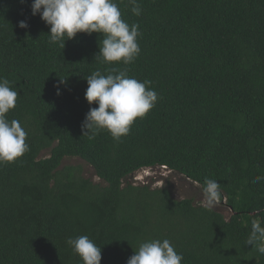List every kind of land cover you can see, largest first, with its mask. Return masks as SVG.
<instances>
[{"label":"trees","instance_id":"16d2710c","mask_svg":"<svg viewBox=\"0 0 264 264\" xmlns=\"http://www.w3.org/2000/svg\"><path fill=\"white\" fill-rule=\"evenodd\" d=\"M114 2L140 26L141 51L127 66L95 59L98 33L49 45L33 0H0V78L18 92L7 118L29 145L0 164V264H82L66 243L80 235L101 247L100 264H127L140 242L165 238L182 264H264L245 244L253 213L264 215V180L252 183L264 177V0H138L140 16ZM113 66L150 80L159 99L119 141L106 131L89 139L81 125L97 105L84 99L85 78ZM155 168L201 191L216 180L222 197L209 209L127 181Z\"/></svg>","mask_w":264,"mask_h":264},{"label":"clouds","instance_id":"9594fccd","mask_svg":"<svg viewBox=\"0 0 264 264\" xmlns=\"http://www.w3.org/2000/svg\"><path fill=\"white\" fill-rule=\"evenodd\" d=\"M131 12L140 16L142 9L138 0H128ZM31 15H39L49 26V45L65 46L78 33L101 35L99 51L95 59L108 65H130L140 54L137 38L141 36L138 24L129 25L114 0H33ZM18 27L26 29L22 20ZM84 99L91 106L81 125L82 136L94 139L106 131L115 141L127 136L138 118H143L158 101V93L151 87L150 80L140 81L130 77L127 68L111 67L108 74L94 71L86 78ZM63 82V81H61ZM59 95V91H57ZM18 92L7 79L0 78V164L13 163L29 151L27 132L17 119L9 120L7 114L16 107ZM264 177L253 178L257 184ZM204 206L211 209L222 197V186L213 179H205L202 188ZM264 211V210H262ZM67 245L82 264H100L101 247L87 235L68 238ZM251 249L264 255V215L254 212L250 232L245 241ZM127 264H182L171 241L151 239L139 243Z\"/></svg>","mask_w":264,"mask_h":264},{"label":"rangeland","instance_id":"374dc122","mask_svg":"<svg viewBox=\"0 0 264 264\" xmlns=\"http://www.w3.org/2000/svg\"><path fill=\"white\" fill-rule=\"evenodd\" d=\"M63 165L81 166L85 177L91 178L94 182H98L93 168L78 158H67L63 161ZM127 181L132 183H148L152 187L158 188L166 187L172 197L177 200L192 198L195 203H204L202 191L196 184L188 182L177 173L162 168L138 171L131 175Z\"/></svg>","mask_w":264,"mask_h":264}]
</instances>
